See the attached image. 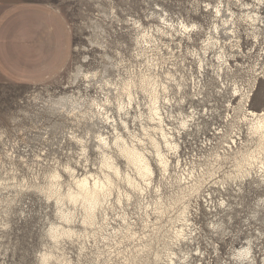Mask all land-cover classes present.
<instances>
[{
    "label": "rangeland",
    "instance_id": "obj_1",
    "mask_svg": "<svg viewBox=\"0 0 264 264\" xmlns=\"http://www.w3.org/2000/svg\"><path fill=\"white\" fill-rule=\"evenodd\" d=\"M39 1L48 4L65 18L73 36L72 53L65 69L57 77L39 85L16 84L0 74V264H41L42 256L47 252L53 253L52 260H67L62 264H121L133 244L126 241L119 246L111 240V235L114 234L113 228H118L120 224L125 226L119 217L123 211L130 222H138V231L142 230L143 215L135 200L126 204L123 211L109 207L106 214H99V224L95 228L104 224L105 231L97 237L92 234L88 238L74 237L58 245L48 237L52 223L60 221H57L54 201H48L47 196L37 187L45 186L55 170L70 180L65 170L68 164L78 175L86 171L80 147L69 141L71 128L82 135L85 127H74L75 123L69 120L66 113L51 102L78 93L79 90L87 94L82 79L76 78L78 72L102 71L104 75L112 77L116 74L114 66L118 63H134L139 67L143 59L139 56L140 49L136 41L146 30L164 52H169L167 46L173 50L172 54L165 56L164 66L181 82L184 77L190 85V77L194 73L200 79L204 76L203 82L212 78L204 92V103L187 97L188 103L182 105L184 111L189 113L193 103L198 110H209V115L200 120L202 128L198 130L193 127L178 136L180 155L183 156L182 168L192 167L191 162L201 165L206 162L205 157L211 147L218 145L222 133L228 132L234 140H239L236 134L240 132L246 137L245 123H239L238 119L232 120L236 123L232 129L230 123L226 122L228 116L236 117L227 101L237 105L239 100L233 95L235 87L243 88L251 78L259 76L264 68V26L256 30L245 22L240 23L238 31L242 39L241 49L232 47L235 41L223 35L229 55L232 54L230 62L234 68L226 76L229 94L226 93L223 98L218 87L221 82L213 80L216 75L210 69L212 64H217V61L214 62V53L211 52L207 57L203 75L194 56L195 51L202 52L206 33L217 21L208 9L221 4L226 9L231 7V11L240 18L247 11L245 4H250L252 7L257 5L264 17V0L260 5L258 0ZM160 17L167 18L176 28L183 22L190 26L202 25L204 32L200 35L195 33L191 41L175 32L173 37L163 35L157 29L164 26ZM122 73L126 75L125 71ZM88 94L95 96V90L90 89ZM176 97L179 99L181 96L178 94ZM179 108L175 106L171 110L173 115L178 116ZM250 108L254 111L264 108V79H260ZM174 124L176 126L177 121ZM227 140L231 141V138ZM89 154L91 162L88 168L96 171L98 152L92 146ZM175 165L172 164V173ZM157 179H160L159 172ZM215 189L212 183L209 184L204 196L208 197L212 193L213 205L219 204V200L224 197L232 202L235 209L228 212L218 209L211 213L203 201L201 209L196 212L194 201L196 208L193 213L200 234L191 248L192 254L196 256L183 264H235L230 260L232 252L245 245L250 236H254L252 240L259 245L258 261L264 264V212L257 209L259 198L264 197V189L248 186L243 194L231 190L213 192ZM100 216L106 221L103 222ZM211 222L223 225L220 226L222 230L214 231ZM76 228L82 227L76 223ZM103 235L109 239H103ZM197 250L203 253L202 256ZM151 260V264H155L153 257Z\"/></svg>",
    "mask_w": 264,
    "mask_h": 264
},
{
    "label": "bare ground",
    "instance_id": "obj_2",
    "mask_svg": "<svg viewBox=\"0 0 264 264\" xmlns=\"http://www.w3.org/2000/svg\"><path fill=\"white\" fill-rule=\"evenodd\" d=\"M258 1L260 5L262 0ZM220 5L210 10L207 8L217 21L206 33L202 52L197 50L194 56L203 75L207 57L214 53L217 64H212L210 69L216 75L213 80L221 82L219 93L225 98L226 93L229 94L226 76L234 68L230 62L232 54L229 55L223 35L235 41L232 47L241 49L239 24L245 22L251 29L258 30L261 25L264 26V17L257 5L252 7L245 4L247 11L240 18L231 11V7L226 9ZM160 18L164 26L157 29L163 35L173 37L175 32L191 41L195 33L200 35L204 32V27L199 24L190 26L183 22L176 28L167 18ZM136 43L140 49L139 56L143 59L139 67L134 63H118L114 66L116 74L112 77L104 75L102 71L78 72L76 78L82 79L87 94L79 90L51 102L66 113L69 120L75 123L74 127H85L82 135L71 128L69 141L80 147L86 171L78 175L68 164L65 170L70 180L55 170L50 174L48 183L37 189L47 196L48 201H54L56 206L57 221L60 222L52 223L48 232L55 245L74 237L88 238L91 234L97 237L105 231L104 224L95 228L99 224V214H106L109 207L123 211L126 204L135 200L143 215L142 230L138 231V222H130L123 211L119 217L125 226L120 224L118 228H113L114 234L111 235V240L119 246L126 241L133 244L121 264H151L152 257L155 264H183L196 256L191 248L200 234L193 213L196 208L194 201L196 212L201 209L203 201L211 213L218 209L227 212L235 209L232 202L224 197L219 204L213 205L212 193L208 194L209 198L204 196L209 184L216 188L213 192L231 190L243 194L248 186L264 189V169L261 167L264 164V108L260 111L250 108L260 79H264V68L243 88L235 87L233 95L239 100L237 105L227 101L236 117L230 115L226 122L230 123L232 129L236 125L232 120L245 123L246 137L240 132L236 134L239 140H234L231 134L224 132L218 145L208 151L205 163H198L197 166L191 162L192 167L182 168L183 156L180 155L178 136L193 127L202 128L200 120L209 115L208 109L198 110L194 103L189 108L191 113L184 111L182 105L188 103L187 97L204 103V92L212 78L203 82L204 76L200 79L194 73L190 77V85L184 77L181 82L171 70L165 69L166 57L173 52L169 46L166 47L169 52H164L146 30ZM92 88L95 96L88 94ZM178 94L181 96L179 99L176 97ZM175 106L180 107L178 116L171 111ZM174 121H177L176 126ZM228 137L232 142L227 140ZM92 146L99 155L96 171L88 168ZM174 158L176 163H173ZM172 164H176L173 173ZM168 189H171L170 194L167 193ZM257 209L264 212V197L259 198ZM102 221L106 219L103 217ZM76 223L82 228H76ZM210 224L214 231L222 230L220 223ZM102 238L109 239L104 235ZM253 238L250 236L245 245L234 249L230 260L235 264H260L259 245ZM197 251L202 256L203 253ZM262 257L264 259V255ZM53 258V253L47 252L42 256L41 264L67 262Z\"/></svg>",
    "mask_w": 264,
    "mask_h": 264
},
{
    "label": "crops",
    "instance_id": "obj_3",
    "mask_svg": "<svg viewBox=\"0 0 264 264\" xmlns=\"http://www.w3.org/2000/svg\"><path fill=\"white\" fill-rule=\"evenodd\" d=\"M65 18L39 0H0V74L20 85L57 77L72 53Z\"/></svg>",
    "mask_w": 264,
    "mask_h": 264
},
{
    "label": "snow or ice",
    "instance_id": "obj_4",
    "mask_svg": "<svg viewBox=\"0 0 264 264\" xmlns=\"http://www.w3.org/2000/svg\"><path fill=\"white\" fill-rule=\"evenodd\" d=\"M244 94L246 95L247 93H244ZM262 120H264V117H262ZM262 127H264V125H262ZM261 167L262 169H264V164H262ZM129 199H131V197H129Z\"/></svg>",
    "mask_w": 264,
    "mask_h": 264
}]
</instances>
